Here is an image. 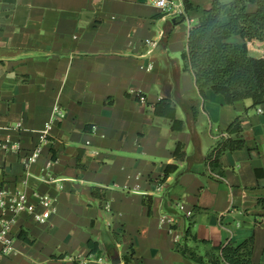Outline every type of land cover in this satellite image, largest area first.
Returning <instances> with one entry per match:
<instances>
[{
    "label": "crops",
    "instance_id": "obj_1",
    "mask_svg": "<svg viewBox=\"0 0 264 264\" xmlns=\"http://www.w3.org/2000/svg\"><path fill=\"white\" fill-rule=\"evenodd\" d=\"M176 1L186 19L165 38L177 14L151 0H0V135L10 140L0 148V229L10 220L13 236L0 264H101L100 256L105 264L113 256L117 264H202L177 244L205 255L212 245L251 237V264H264V104L229 103L211 87L201 93L181 53L213 0H190L200 7L190 10ZM248 47L264 54L262 40ZM166 96L183 129L155 113ZM238 116L245 146L225 151L212 168L207 155ZM178 141L185 159L173 155ZM18 143L27 151L41 146L29 167ZM169 163L178 167L165 177ZM93 186L107 188L106 201ZM20 191L37 213L45 208L36 193L49 195L50 217L11 210ZM163 215L169 220L161 222ZM190 224L209 243L188 239ZM90 238L99 243L96 253Z\"/></svg>",
    "mask_w": 264,
    "mask_h": 264
},
{
    "label": "trees",
    "instance_id": "obj_2",
    "mask_svg": "<svg viewBox=\"0 0 264 264\" xmlns=\"http://www.w3.org/2000/svg\"><path fill=\"white\" fill-rule=\"evenodd\" d=\"M186 10L199 9L190 0H184ZM186 19L185 14L176 15L165 31V38L170 35L171 28ZM239 35L243 41H233ZM258 39L264 41V0H213L211 5L202 9L197 22L190 29L186 46L181 53L185 70L195 76L201 93L211 87L215 92L223 94L229 103L251 98L253 106L264 104V54L254 56L250 53L248 41ZM166 41V40H165ZM141 100V94L137 95ZM193 115L197 117L196 107ZM155 113L171 120L173 129H183L185 120L177 116V104L172 97L166 96L154 104ZM243 117H236L222 131L216 146L207 155L212 168L219 166V158L228 150L245 146L243 134ZM176 159L188 157L186 145L176 142L173 149ZM178 164L169 163L165 177L176 170ZM164 177V178H165ZM106 187L93 186L92 194L106 201ZM145 202L151 210L152 198ZM20 237L32 241L26 230L20 231ZM186 237L196 242L209 243L207 239L198 238L192 230V224L186 230ZM253 237L235 244L228 240L221 245H212L205 254H198L187 244H177V248L185 255L202 264H251ZM90 253L99 251L97 240H88ZM109 255L113 251L108 250Z\"/></svg>",
    "mask_w": 264,
    "mask_h": 264
},
{
    "label": "built area",
    "instance_id": "obj_3",
    "mask_svg": "<svg viewBox=\"0 0 264 264\" xmlns=\"http://www.w3.org/2000/svg\"><path fill=\"white\" fill-rule=\"evenodd\" d=\"M153 3H155L158 7H160L163 11L167 12H173L174 14H183L180 9H177V6L175 5V2L173 0H151ZM147 44L151 46H155L157 42L155 40H150L147 39ZM144 96L141 95V100H144ZM56 109L58 111V106L55 107V110L53 112V115L56 114ZM261 110V109H260ZM60 112V111H59ZM52 122L49 121L45 124L42 132L43 135L46 136L47 133L49 132L51 128ZM9 139H5L1 137L0 135V148H5L9 145ZM13 147L16 149H19V153H21V157L23 162L29 167L33 162H35L40 154H41V146L35 147L33 149H30L29 151L25 150V148H21L20 144H13ZM217 176H220L217 174ZM222 177V176H220ZM6 195V191L4 189H0V204L5 206L4 203V197ZM39 199V204L42 205L45 209L42 213H37L35 212V209L33 208H28V198L27 194L25 192H17L11 197V202L12 204L9 206V208L15 212H19L21 210L25 209H31L32 212L35 213V217L39 221H45L50 217L52 214V209H51V204H52V199L49 195L47 194H40L36 193ZM180 209H184L183 204H179ZM192 214L191 211H187L186 215L190 216ZM166 220H169V217L167 215H163L160 219L161 222H165ZM0 251L3 253H8L13 249V236L11 232V222L10 220H4L2 228L0 229ZM101 262V264H105V259H103L102 256L98 258Z\"/></svg>",
    "mask_w": 264,
    "mask_h": 264
},
{
    "label": "water",
    "instance_id": "obj_4",
    "mask_svg": "<svg viewBox=\"0 0 264 264\" xmlns=\"http://www.w3.org/2000/svg\"><path fill=\"white\" fill-rule=\"evenodd\" d=\"M111 261L113 264H117V263H120L121 262V258L118 256V257H111Z\"/></svg>",
    "mask_w": 264,
    "mask_h": 264
},
{
    "label": "rangeland",
    "instance_id": "obj_5",
    "mask_svg": "<svg viewBox=\"0 0 264 264\" xmlns=\"http://www.w3.org/2000/svg\"><path fill=\"white\" fill-rule=\"evenodd\" d=\"M174 1V0H173ZM176 1V0H175ZM176 3H177V1H176Z\"/></svg>",
    "mask_w": 264,
    "mask_h": 264
}]
</instances>
